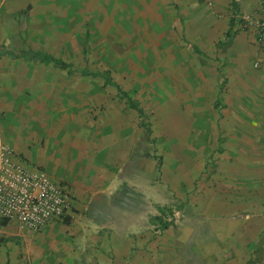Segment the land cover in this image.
Listing matches in <instances>:
<instances>
[{"label": "crops", "instance_id": "obj_1", "mask_svg": "<svg viewBox=\"0 0 264 264\" xmlns=\"http://www.w3.org/2000/svg\"><path fill=\"white\" fill-rule=\"evenodd\" d=\"M263 3L0 0V143L75 196L63 230L0 225V264H180L183 252L250 264L264 252V50L241 22ZM30 50L133 72L132 89L112 81L151 98L152 134L95 77L6 54ZM178 202L181 223L155 232Z\"/></svg>", "mask_w": 264, "mask_h": 264}, {"label": "built area", "instance_id": "obj_2", "mask_svg": "<svg viewBox=\"0 0 264 264\" xmlns=\"http://www.w3.org/2000/svg\"><path fill=\"white\" fill-rule=\"evenodd\" d=\"M244 22L253 26L257 44L264 50V7L257 17ZM74 203L68 185L0 143V221L21 231L39 233L49 224L71 219Z\"/></svg>", "mask_w": 264, "mask_h": 264}, {"label": "rangeland", "instance_id": "obj_3", "mask_svg": "<svg viewBox=\"0 0 264 264\" xmlns=\"http://www.w3.org/2000/svg\"><path fill=\"white\" fill-rule=\"evenodd\" d=\"M260 12V11H259ZM258 14H256L254 17H257ZM242 21V25H244V27H246V24L244 22V19H241ZM247 28H249L250 30H252L254 33H255V37H256V32H255V29L253 28V26H247ZM100 39V36L97 35V41H96V48L93 49L92 51L95 53V55H97L98 57L102 56L103 53H104V50L101 48L102 46V42L99 40ZM85 53H88V50L85 49ZM131 53V52H130ZM84 60H86L87 62L89 61L88 60V57L87 55L84 57ZM86 62V63H87ZM131 68V67H130ZM74 69L75 70H84V69H89L91 71H93L94 73H104V72H110V77L111 79H114V76L120 81V79H124L126 84H129L128 85V88L132 89V85H133V82H132V79L135 80L134 77H132V73L133 72H129L128 74L126 72H123L121 73V67H112V66H104V65H95V66H90V65H80V66H74ZM65 74H67V72H64ZM71 79H76L75 76H70ZM143 78V77H142ZM97 79V89L98 90H101V89H106L104 88V85H105V82L103 79H100L99 77L96 78ZM86 81L90 80L92 81V78H88L86 77L85 79ZM116 83V82H115ZM117 84V83H116ZM119 85V84H118ZM125 88V87H124ZM144 92V91H143ZM137 93V92H136ZM139 94V99H140V103L141 105L143 106L144 109H146L147 111H149L151 114V117L152 116H159L157 115V110L158 108H155L153 107L154 106V103L152 102L151 98L149 96L147 97H142V93H138ZM158 107V106H157ZM150 117V119H151ZM160 124L161 126V123L160 121L158 122V125ZM156 143V139L155 141L152 143V144H155ZM161 164H162V158H161ZM31 164V163H30ZM33 165V164H32ZM47 172V171H46ZM48 173V172H47ZM49 174V173H48ZM50 175V174H49ZM51 176V175H50ZM52 177V176H51ZM54 178V177H53ZM56 179V178H54ZM183 204L182 203H174L173 205L169 206L168 209H164L162 211V214L163 216H165V220L164 218H160L158 221H166L168 222L169 224H171L172 226H177V224L181 223V221H179L181 215V209L183 208ZM161 224V223H160ZM64 226H67L66 224L64 223H52V224H49L46 228H44L41 232L37 233L38 235L37 236H40L41 234L42 235H46L48 234V232L53 229H56L57 227H61L60 230H63L65 229L66 227ZM155 232H159V233H163V229L161 226L157 227L155 229ZM107 233L108 235L110 236L111 238V235H112V232L110 231V229L107 230ZM264 250V248L262 249ZM183 255V258L182 260L180 261L181 263L180 264H202V261H203V264L205 262H207L206 264H220V259L217 258V259H213V258H203V259H195V258H192L190 252H183L182 253ZM202 260V261H201ZM162 264H169L168 262L165 263V262H162ZM176 264V262H175ZM224 264H242V261L240 259H236V258H225L224 259ZM250 264H264V252L262 253H258L257 256L255 257H252L250 259Z\"/></svg>", "mask_w": 264, "mask_h": 264}, {"label": "trees", "instance_id": "obj_4", "mask_svg": "<svg viewBox=\"0 0 264 264\" xmlns=\"http://www.w3.org/2000/svg\"><path fill=\"white\" fill-rule=\"evenodd\" d=\"M263 7H264V3H263ZM233 35L228 34V36L226 37V42H228ZM2 50V48L0 47V51ZM197 54H200V52L195 49ZM6 54H8L9 56H11L12 58H24L28 61H39L42 64L45 65H51L53 64L56 68H59L61 70L66 71L69 75H74L77 73H80L83 76H92L95 78H101L104 80L105 82V87L107 88H115L118 94V97L123 100L126 105L132 109L135 110L139 117H140V124L141 127H143L146 131V133L148 135L152 134V123L150 121L147 120L148 115L147 113L144 111V109L141 107L140 101L137 99H134L132 97H130L128 95V93L126 91H124L118 84H116L115 82L112 81L111 77H110V72H104V73H94L89 71L88 69H84V70H75L74 66L71 64H67L66 62L59 60V59H55L52 56L46 55V54H42L39 52H35V51H27V52H22L20 54H14V53H9L6 52ZM70 220L71 219H67L66 221H64V224L69 225L70 224ZM7 222H3L2 224H0L1 226H5ZM161 223V227L162 229H166L169 225V223L164 222V221H160Z\"/></svg>", "mask_w": 264, "mask_h": 264}]
</instances>
